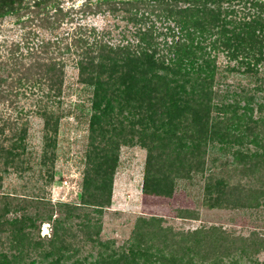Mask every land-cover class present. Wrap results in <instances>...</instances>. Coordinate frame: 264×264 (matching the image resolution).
<instances>
[{
	"label": "trees",
	"instance_id": "1",
	"mask_svg": "<svg viewBox=\"0 0 264 264\" xmlns=\"http://www.w3.org/2000/svg\"><path fill=\"white\" fill-rule=\"evenodd\" d=\"M80 10L120 15L129 34L115 42L80 21L61 30L76 12L61 0H0V18L15 15L27 28L21 40L0 43V177L35 157L32 116L43 122L40 164L55 154L60 121L73 108L87 117L90 139L81 201L10 218L5 209L0 225L13 252H1L0 264H264L255 257L264 250L257 230L180 231L140 216L127 246L99 238L124 144L146 149L145 194L171 196L174 178L200 172L209 207H264V0H86ZM69 65L85 97L66 103ZM212 149L220 154L210 158ZM218 159L227 177L207 165ZM45 221L46 242L32 230L38 236ZM89 242L99 249L82 256Z\"/></svg>",
	"mask_w": 264,
	"mask_h": 264
},
{
	"label": "rangeland",
	"instance_id": "2",
	"mask_svg": "<svg viewBox=\"0 0 264 264\" xmlns=\"http://www.w3.org/2000/svg\"><path fill=\"white\" fill-rule=\"evenodd\" d=\"M61 1L66 7L73 5L76 10L72 14L75 18L73 23L63 22L61 30L71 31L76 22L80 21L87 26L109 30L108 35H111L115 42L122 36L123 31L129 34L127 30L131 28V25L126 24L120 15L107 10L94 13L82 12L80 6L86 0ZM90 1L95 2L96 0ZM235 7L240 8L241 5H235ZM14 20L15 15L11 14L0 18V43L22 39V33L27 28L14 23ZM155 26L157 31L164 30L160 21H156ZM3 48L4 45L0 46L1 51H4ZM66 74L65 102L69 103V101L78 99L79 96L85 97V94L78 89L81 86L76 82V69L69 65L66 68ZM79 115L80 110L73 108L70 114L61 119L55 154L47 157L45 164L39 162L43 144V122L37 116L31 117L27 146L28 151H36L32 155L35 157L24 164L26 166L24 170H22L21 162L18 168H10L2 173L0 177V218L5 209H8V212L4 217L10 218L20 216L22 211H44L50 206H53L52 209L56 212L59 209L58 202L79 203L81 201L80 193L83 190V175L88 165L86 153L90 147V139L87 117ZM219 154V151L212 149L209 157H216ZM146 155V149L139 144H124L118 150L111 199L100 216L99 231V238L103 241H110L112 248L118 250L119 247L127 246L126 241L130 239L135 221L140 216L159 217L162 225L180 231L217 225L234 234L247 235L251 230L264 234V207H209L204 203L205 179L200 172L195 173L190 179L174 178L171 196L145 194L142 191V183ZM26 156L30 157V154ZM222 160L224 159H218L214 166H210L212 163L209 160L207 165L211 171L217 173L222 171L223 176L227 177L232 172H229V168L225 165H218ZM231 180L235 179L232 177ZM36 198L43 199L36 200ZM89 209L91 208L86 207L83 210ZM91 213L97 215L95 212ZM75 222L74 220V223L70 225H74ZM6 226L0 225V253L9 254L13 252V248L8 233L2 229ZM32 230H34V238L40 237L45 242L52 232L51 224L46 221L40 223L38 236L36 235L37 229L32 228ZM98 249V245L89 242L81 247L79 254L82 256L90 253L96 254ZM255 257L264 261V250L257 253Z\"/></svg>",
	"mask_w": 264,
	"mask_h": 264
}]
</instances>
